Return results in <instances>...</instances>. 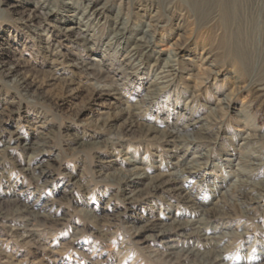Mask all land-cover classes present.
Here are the masks:
<instances>
[{
  "label": "rangeland",
  "instance_id": "374dc122",
  "mask_svg": "<svg viewBox=\"0 0 264 264\" xmlns=\"http://www.w3.org/2000/svg\"><path fill=\"white\" fill-rule=\"evenodd\" d=\"M34 3L0 0V264H264V0Z\"/></svg>",
  "mask_w": 264,
  "mask_h": 264
},
{
  "label": "bare ground",
  "instance_id": "6f19581e",
  "mask_svg": "<svg viewBox=\"0 0 264 264\" xmlns=\"http://www.w3.org/2000/svg\"><path fill=\"white\" fill-rule=\"evenodd\" d=\"M45 1L46 0H35V3H34V10L32 11V13L28 16V19L30 20V22H33V23H38L41 22L44 17V15L46 14L45 13V8H46V5H45ZM89 5V4H88ZM91 7V6H90ZM39 10V11H38ZM100 10V9H99ZM92 11V10H91ZM97 12H96V8L95 10L93 11V15H95ZM74 20V19H73ZM76 20V19H75ZM83 25V24H82ZM81 23L79 22V20L75 21V22H72L68 25H65V31L66 33L70 34V35H75V36H78V35H83V29L80 28L82 27ZM63 28V27H62ZM147 48V47H146ZM97 62L99 65H100V62H98L97 60H93V62ZM102 61V60H101ZM90 66H93V65H90ZM87 70H90V69H87ZM90 75H94L96 78H102L103 77V73L101 70H95V72H91ZM192 125V124H191ZM190 127V126H189ZM188 136V135H187ZM184 171V170H183ZM183 171H181V173H183ZM180 174H178L179 176ZM159 189V188H158ZM145 194V193H144ZM244 200V199H243ZM243 205V204H242ZM182 227V226H181ZM142 229V228H141ZM216 261L218 262V258H216Z\"/></svg>",
  "mask_w": 264,
  "mask_h": 264
}]
</instances>
